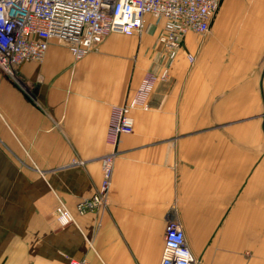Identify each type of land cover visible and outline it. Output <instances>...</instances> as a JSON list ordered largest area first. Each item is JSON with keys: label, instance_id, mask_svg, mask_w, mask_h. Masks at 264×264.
Wrapping results in <instances>:
<instances>
[{"label": "crops", "instance_id": "crops-1", "mask_svg": "<svg viewBox=\"0 0 264 264\" xmlns=\"http://www.w3.org/2000/svg\"><path fill=\"white\" fill-rule=\"evenodd\" d=\"M161 31L145 14L80 59L51 38L17 82L0 69V264H159L168 219L202 264H264V0H221L204 35L184 36L193 62L168 61ZM165 65L119 136L104 206L79 214L111 107Z\"/></svg>", "mask_w": 264, "mask_h": 264}, {"label": "built area", "instance_id": "built-area-1", "mask_svg": "<svg viewBox=\"0 0 264 264\" xmlns=\"http://www.w3.org/2000/svg\"><path fill=\"white\" fill-rule=\"evenodd\" d=\"M221 0H0V69L17 82V67L40 61L49 40H62L75 59L97 50L103 37L112 31L125 35L140 33L145 14L161 23L158 37L165 58L173 60L183 50L189 62L194 55L184 47L188 31L204 35L210 28ZM165 65L159 72L146 71L127 101L110 109L105 139L112 149L100 157L102 178L98 190L76 206L79 214L105 204L111 184L116 145L122 133L133 129L131 110L146 109L147 100L159 80L167 78ZM81 162V161H79ZM64 225L74 221L63 206L56 216ZM66 264H86L85 259L68 258ZM159 264H202L192 254L180 224L168 219L165 224Z\"/></svg>", "mask_w": 264, "mask_h": 264}, {"label": "rangeland", "instance_id": "rangeland-1", "mask_svg": "<svg viewBox=\"0 0 264 264\" xmlns=\"http://www.w3.org/2000/svg\"><path fill=\"white\" fill-rule=\"evenodd\" d=\"M1 142V141H0Z\"/></svg>", "mask_w": 264, "mask_h": 264}]
</instances>
